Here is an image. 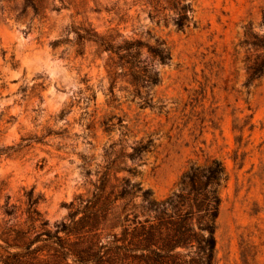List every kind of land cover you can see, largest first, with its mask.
Here are the masks:
<instances>
[{
  "label": "rangeland",
  "instance_id": "374dc122",
  "mask_svg": "<svg viewBox=\"0 0 264 264\" xmlns=\"http://www.w3.org/2000/svg\"><path fill=\"white\" fill-rule=\"evenodd\" d=\"M191 1L180 30L164 0H0V247L32 189L54 232L104 179L162 201L192 165L218 159L217 264H264V78L249 81L242 46L248 27L264 33V0ZM84 29L166 42L151 106L114 83L94 43L80 54Z\"/></svg>",
  "mask_w": 264,
  "mask_h": 264
},
{
  "label": "trees",
  "instance_id": "16d2710c",
  "mask_svg": "<svg viewBox=\"0 0 264 264\" xmlns=\"http://www.w3.org/2000/svg\"><path fill=\"white\" fill-rule=\"evenodd\" d=\"M164 1L176 12L173 22L178 29L191 25V0ZM120 37L84 29L79 52L84 54L85 43H94L99 54L107 53L106 67L114 83L128 80L142 107L151 106L149 91L161 82L153 62L170 64L169 47L160 39L149 45L141 40L118 42ZM242 46L248 53L249 81L264 78V33L248 27ZM227 180L226 167L218 159L192 165L178 189L159 201L139 182L116 178L112 184L104 179L91 198H80V206L54 232L39 210L41 198L32 189L23 212L25 221L5 227L1 234L6 246L0 247V264H217L221 189ZM5 213L12 216L15 207H7Z\"/></svg>",
  "mask_w": 264,
  "mask_h": 264
}]
</instances>
